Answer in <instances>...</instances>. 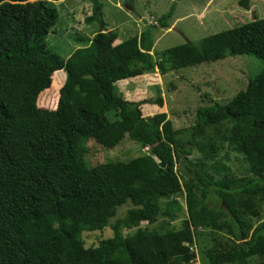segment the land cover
I'll return each mask as SVG.
<instances>
[{
  "label": "trees",
  "instance_id": "obj_1",
  "mask_svg": "<svg viewBox=\"0 0 264 264\" xmlns=\"http://www.w3.org/2000/svg\"><path fill=\"white\" fill-rule=\"evenodd\" d=\"M248 1L239 5L248 10ZM173 9L119 44L103 28L63 59L46 43L59 19L51 3L0 0V264H191L197 223L227 239L206 253L210 264H264V222L249 219L264 202V18L155 61L154 33L169 28ZM234 56H254L262 70L228 102L198 107L190 129H175L164 113L143 117L144 102L116 85ZM57 72L65 79L56 107L40 108ZM125 136L149 154L86 164L89 141L113 149ZM224 147L241 157V174L218 159ZM177 194L188 211L179 230L140 227L181 212ZM126 204L112 236L85 248L81 234L107 227Z\"/></svg>",
  "mask_w": 264,
  "mask_h": 264
},
{
  "label": "rangeland",
  "instance_id": "obj_2",
  "mask_svg": "<svg viewBox=\"0 0 264 264\" xmlns=\"http://www.w3.org/2000/svg\"><path fill=\"white\" fill-rule=\"evenodd\" d=\"M45 1L51 3L59 14L58 22L46 37L47 47L63 59L82 46L80 40L91 39L103 28L113 32L120 42L138 36L149 26L157 25L158 19L172 5L174 9L169 28L157 29L154 33L151 54L155 61L158 60L157 54L168 48L186 43L196 44L208 36L227 31L239 24L264 18V0H249L248 10L239 5L240 0ZM96 6L100 7V15L96 14ZM94 15H97L96 19L88 21ZM262 67V62L254 56H234L168 72L162 76L155 71L116 85L126 100L144 102L141 105L143 117L164 113L175 129H190L195 125L198 107L228 102L245 88L248 80L257 75ZM64 79L63 72L54 75L53 88L38 101L40 108L51 110L56 107L57 89L60 90ZM159 100L161 105L157 103ZM87 147L84 160L89 167L107 162L129 161L149 154L147 149L127 136L113 149H105L93 141H89ZM223 158L228 159L225 163L238 175L243 172L244 164L240 156L224 147L218 150V159ZM171 197L180 203L181 212L171 218L159 216L154 223L143 222L140 227L154 233L179 230L182 222L188 219L187 197L186 194ZM256 205L258 217L249 218L254 227L264 222V202L257 199ZM130 208V204L118 208L115 218L102 230L83 232L81 240L85 248L96 247L100 241L110 238L111 225ZM203 225L197 223L193 228V251L196 258L191 264H210L206 253L216 245L219 247V243L227 241L225 234L216 233ZM132 232L133 230L124 231V234Z\"/></svg>",
  "mask_w": 264,
  "mask_h": 264
},
{
  "label": "crops",
  "instance_id": "obj_3",
  "mask_svg": "<svg viewBox=\"0 0 264 264\" xmlns=\"http://www.w3.org/2000/svg\"><path fill=\"white\" fill-rule=\"evenodd\" d=\"M109 32V31H108ZM120 43V41H118L117 39H116V41H115V44H119Z\"/></svg>",
  "mask_w": 264,
  "mask_h": 264
},
{
  "label": "water",
  "instance_id": "obj_4",
  "mask_svg": "<svg viewBox=\"0 0 264 264\" xmlns=\"http://www.w3.org/2000/svg\"><path fill=\"white\" fill-rule=\"evenodd\" d=\"M101 30H102V29H100V31H101ZM100 31H99V32H100Z\"/></svg>",
  "mask_w": 264,
  "mask_h": 264
}]
</instances>
